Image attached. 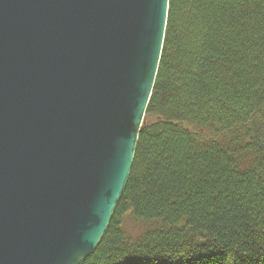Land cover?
<instances>
[{
    "label": "water",
    "instance_id": "1",
    "mask_svg": "<svg viewBox=\"0 0 264 264\" xmlns=\"http://www.w3.org/2000/svg\"><path fill=\"white\" fill-rule=\"evenodd\" d=\"M169 0H0V264H80L126 183Z\"/></svg>",
    "mask_w": 264,
    "mask_h": 264
},
{
    "label": "trees",
    "instance_id": "2",
    "mask_svg": "<svg viewBox=\"0 0 264 264\" xmlns=\"http://www.w3.org/2000/svg\"><path fill=\"white\" fill-rule=\"evenodd\" d=\"M80 264H264V0H169L129 175Z\"/></svg>",
    "mask_w": 264,
    "mask_h": 264
},
{
    "label": "rangeland",
    "instance_id": "3",
    "mask_svg": "<svg viewBox=\"0 0 264 264\" xmlns=\"http://www.w3.org/2000/svg\"><path fill=\"white\" fill-rule=\"evenodd\" d=\"M130 231H136V227H134L132 224L129 225Z\"/></svg>",
    "mask_w": 264,
    "mask_h": 264
},
{
    "label": "bare ground",
    "instance_id": "4",
    "mask_svg": "<svg viewBox=\"0 0 264 264\" xmlns=\"http://www.w3.org/2000/svg\"><path fill=\"white\" fill-rule=\"evenodd\" d=\"M168 7H169V2H168ZM167 13H168V11H167ZM167 22V21H166ZM166 28V27H165ZM165 34V33H164ZM163 40H164V38H163ZM162 46H163V44H162ZM161 56V55H160ZM160 61V60H159ZM159 65V64H158ZM148 105V104H147ZM146 108H147V106H146ZM146 110V109H145ZM139 135V134H138ZM125 186V185H124ZM124 188V187H123ZM123 191V190H122ZM122 193V192H121ZM121 195V194H120ZM120 197V196H119ZM114 211V210H113Z\"/></svg>",
    "mask_w": 264,
    "mask_h": 264
}]
</instances>
